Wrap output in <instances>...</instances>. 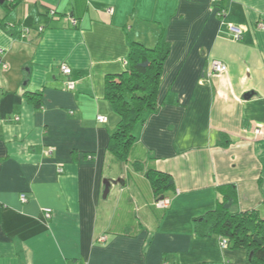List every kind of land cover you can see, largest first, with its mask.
I'll use <instances>...</instances> for the list:
<instances>
[{
	"label": "crops",
	"instance_id": "obj_1",
	"mask_svg": "<svg viewBox=\"0 0 264 264\" xmlns=\"http://www.w3.org/2000/svg\"><path fill=\"white\" fill-rule=\"evenodd\" d=\"M12 1L0 4V264H249L194 221L228 196L264 219V0H226L224 19L212 0ZM132 43L170 54L159 108L121 162L105 94ZM151 171L174 181L166 210Z\"/></svg>",
	"mask_w": 264,
	"mask_h": 264
},
{
	"label": "trees",
	"instance_id": "obj_2",
	"mask_svg": "<svg viewBox=\"0 0 264 264\" xmlns=\"http://www.w3.org/2000/svg\"><path fill=\"white\" fill-rule=\"evenodd\" d=\"M20 1L6 4L7 9L13 10ZM225 1L219 4L220 8H225ZM169 54L166 44L150 49L132 43L127 71L107 78L105 98L119 118L107 151L121 162L128 160L137 142L136 130L159 108L160 83ZM33 96L29 97L35 101ZM148 176L157 198H163L174 187L173 179L167 174L151 171ZM228 199L194 221L195 236L200 239L219 236L228 242L229 249L245 250L249 264H264V219L255 211L233 212L234 200L229 196Z\"/></svg>",
	"mask_w": 264,
	"mask_h": 264
},
{
	"label": "built area",
	"instance_id": "obj_3",
	"mask_svg": "<svg viewBox=\"0 0 264 264\" xmlns=\"http://www.w3.org/2000/svg\"><path fill=\"white\" fill-rule=\"evenodd\" d=\"M213 4H214V7H215V10L217 11V16L221 19H224L225 16L227 15V10L225 8H220L219 7V4L222 2V0H212ZM108 12L111 14L112 13V9L108 10ZM51 14L53 16L56 15L55 11H51ZM74 25H76V22H74ZM227 28L229 30V32L237 39V40H242L243 38V29H241L240 27L238 26H235V25H227ZM257 29L259 30H264V23H258L257 25ZM44 31V28L43 27H40L38 28V32L42 33ZM29 33V30H25L24 31V34H28ZM212 73H224L228 70V67L220 62H214L212 65ZM60 70H61V73L63 76L65 77H70L72 75V69L66 65V64H63L61 67H60ZM66 88L69 90V91H74L76 89V83L72 80H67L66 81ZM97 121L101 124H105L107 123L108 119L104 116H98L97 117ZM256 136L258 137H264V132L261 130V129H257L256 131ZM60 172H62V170H60ZM21 201L23 203H26L27 202V197L26 195H22L21 197ZM171 202L172 200L170 198H166V197H163V198H158L155 202V206L158 208V209H163V210H166L170 207L171 205ZM44 213V216L46 219H50L52 217V214H53V211L50 210V209H45L43 211ZM105 237H102L100 239V242H104L105 241ZM220 246L222 248H228V242L226 240H221L220 242ZM77 264H84V263H77Z\"/></svg>",
	"mask_w": 264,
	"mask_h": 264
},
{
	"label": "water",
	"instance_id": "obj_4",
	"mask_svg": "<svg viewBox=\"0 0 264 264\" xmlns=\"http://www.w3.org/2000/svg\"><path fill=\"white\" fill-rule=\"evenodd\" d=\"M5 0H0V4H3ZM105 186H106V189H105V192H104V196H107V194L109 193L110 191V182H106L105 183Z\"/></svg>",
	"mask_w": 264,
	"mask_h": 264
}]
</instances>
